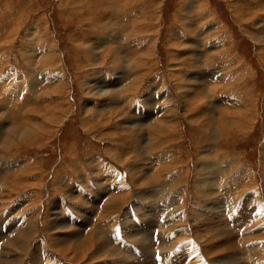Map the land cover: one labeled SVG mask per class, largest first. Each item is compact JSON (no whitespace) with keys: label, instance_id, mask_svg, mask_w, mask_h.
<instances>
[{"label":"rangeland","instance_id":"1","mask_svg":"<svg viewBox=\"0 0 264 264\" xmlns=\"http://www.w3.org/2000/svg\"><path fill=\"white\" fill-rule=\"evenodd\" d=\"M79 1L0 0V115H2L0 131L16 127L26 129L23 127H26L24 122L28 115L42 122L39 114L34 111L39 109L41 111L45 105H56V116L58 115L54 124L48 126L43 123L48 134L35 144L25 145L24 142H17L12 146L0 144V264H12L17 259H19L17 264H76L69 259L73 256L71 252L66 253V250L62 249H72L78 239L80 243L84 242L87 232L103 223L110 227L105 232L108 237L105 242L110 243L109 246L113 248L116 247L114 250L116 252L121 250L118 247L122 246L123 249L125 247L127 251L123 252L134 255L132 259L138 261L137 263L141 262L140 264L146 262L161 264V260L168 254L172 251L173 255L179 253L181 251L179 247L188 243L194 245L198 254H201L202 258L195 264H212L211 259L201 253V249L214 242L213 237L211 241L210 235L216 236L221 233V236L224 234L230 239L237 234L247 235L245 240L247 246H237L238 248L234 247L232 250L233 255H230V259L234 260V263L231 264H264L262 245L264 218H256L258 213L253 211L252 205L248 210L245 207L249 195L261 200L264 206V30H261L262 24L258 23L263 21L264 24V0H81L82 3ZM113 5L118 7L120 21L117 26L114 24L115 27H112L118 31L123 45H132V51L124 52V63L135 58L142 62L140 68H132L135 79L140 83L137 85L138 89L131 94V103L128 105L119 104L120 107L111 105L113 98L102 95L87 98L91 110H87L85 106V111L81 90L83 84L88 82L92 91L105 86L107 89V85L108 89L114 91L124 87L121 86L124 83L120 87L116 84L125 73L122 61L115 63V72H108L111 71L112 58L107 59L103 66L94 65L96 55L109 49L96 43V40L106 37L105 34L108 33L105 19L112 13ZM130 14L134 15L138 30L142 29L137 35L135 29L130 26ZM190 23L191 26L188 28ZM213 24L217 29L210 32L206 41L200 35L201 28L203 25L208 27ZM216 38L220 41L221 48L226 49L221 55L225 59L214 55L207 65L204 63L205 57L199 62L197 56L199 53L201 56L205 50L201 43L195 40L200 42L202 39L207 43L214 42ZM47 50L55 56L52 63L45 65L43 57ZM230 50L233 51L234 58ZM229 58H233L230 61L236 60L231 64L232 69L228 70L229 75L236 71L235 75L246 72V76L241 80L240 77L234 79L233 88L237 96L234 93L221 101L218 95L214 97L212 94L208 95V89L202 82H196L195 78L201 76L204 69L228 66ZM52 74H57L62 79L53 82L49 78ZM100 81H104L105 84ZM243 82H247V89L249 88L252 94V102H249L248 106L255 109L252 108V113L249 114L251 117L248 116L250 121L249 126L246 125L248 131L220 137L216 134L220 126L229 127L226 123L221 124L220 117L224 116L221 112L222 105L244 99L241 92L244 90ZM54 87H57L58 92H54L56 90V88L53 90ZM226 94L228 92L224 95ZM99 103L105 104V107L109 106L107 110L111 112L119 109L117 113L111 114L115 117L109 118ZM97 108L102 109L99 112L105 113L94 114L98 111ZM194 119L200 121L201 125L194 124ZM84 120L89 122L87 127L82 123ZM149 120L153 122L150 123ZM163 121H170L167 126L171 128L161 136L159 134L154 136L156 139L153 144L150 140L152 138L148 136L151 131L148 127L154 125L164 127L166 124ZM147 122L149 125L145 124ZM7 134H4L5 138ZM210 136L213 137L212 140ZM1 140L0 143H4ZM135 148H138V153ZM234 161H238L239 165ZM164 165L169 167V171L173 169L174 171L166 173L164 183L160 181L158 187L151 183L152 176L155 170H161ZM146 167L151 169L148 170ZM213 167L218 169L215 170ZM198 168L201 170L203 168V175L207 173L210 175H204L199 189L201 186L203 188L200 190L195 188ZM126 170L131 172L128 173ZM170 173L182 174L177 179V184L175 180L172 181L175 189L172 191L166 189L165 192L164 185L168 183L166 180L173 175ZM120 194L127 196L125 200H121L122 207L120 209L118 207L117 213L106 217V214L109 215V211L105 213L103 211L106 210V201L121 196ZM28 198L30 199L27 200ZM235 210L240 214H244L243 212L247 215L252 214L251 221L245 225L243 222L240 224L244 227L241 231L229 223L228 226L211 228L208 234L205 233L206 236L202 235L205 239L203 246L199 241L200 236L190 230L198 223L194 217L198 212H216L224 218L232 217ZM167 220L169 225L166 223ZM53 221L56 224H53ZM171 222H174V225L168 227ZM82 230L84 232L81 234ZM32 233L33 238L30 236ZM177 233L182 236L181 242L176 243L175 249H169L171 247L169 244L179 236ZM78 234H81L80 238L77 237ZM125 235H133L135 238L128 240ZM252 247L259 250L250 254ZM7 250H10V253ZM118 259L122 260V257L119 256ZM118 259L109 261L116 262Z\"/></svg>","mask_w":264,"mask_h":264},{"label":"bare ground","instance_id":"2","mask_svg":"<svg viewBox=\"0 0 264 264\" xmlns=\"http://www.w3.org/2000/svg\"><path fill=\"white\" fill-rule=\"evenodd\" d=\"M77 1V0H76ZM128 1V0H127ZM80 3H82L81 2V0L79 1ZM94 6V5H93ZM118 6H120V5H118ZM122 6V5H121ZM232 6V5H231ZM234 6V5H233ZM123 7H125V6H123ZM107 8V7H106ZM109 8H111V7H109ZM118 8V7H117ZM117 8H116V5H113L112 6V8H111V11H112V13L111 14H109V16H107L106 17V27H107V29H108V33H107V35L105 34V36L106 37H104V38H98L97 40H96V43H100V45H103V46H106V47H108L109 49H107V51H100L99 49V51H100V55H96V58H94L95 60H94V65H96V67L97 66H103L105 63H106V61H108L107 59H111V64H112V66H111V71H108V72H115V63H119L120 61H122V66H123V70L125 71V73H124V76L122 77V78H120V80L121 81H118L116 84H118L117 85V87L119 86L120 87V85L122 84V83H124V85H121V86H124V87H121V89L119 88V89H115V91H114V89H108V86L109 85H107V89H106V86L105 87H98L95 91H92V90H90V85H89V83L87 82V83H85V84H83L81 87H82V95L84 96V100H83V106H84V109H85V106H86V109L87 110H91V108H89V106H90V103H89V100L87 99V98H89V97H91V98H94V97H98V96H102V95H104V96H108V97H111L110 99H112V101L110 102L111 103V105H119V104H129V103H131V100H130V96H131V94L133 95V92H134V90L137 88V85L140 83V82H137V79H135V77H134V74H133V69L134 68H140V65L142 66V62H139V61H137V59L135 58V59H133L132 61H130V62H125L124 63V52H127L128 50L129 51H132L131 49H132V45L131 46H129V45H123V42L121 41V37L118 35V31H116L115 30V26H114V24L117 26V24H119V22L118 21H120L119 20V15H118V12H117ZM202 9V8H201ZM205 8H203V10H204ZM97 11H99V10H97ZM94 12V11H93ZM160 12V11H159ZM237 12V11H236ZM87 13V12H86ZM108 13V12H107ZM106 13V14H107ZM200 13V12H199ZM261 13V12H260ZM89 14V13H88ZM93 14V13H92ZM190 14V13H189ZM91 15V14H90ZM114 15V16H113ZM131 15V14H130ZM188 17V16H187ZM131 18H132V20H131ZM200 18V17H199ZM211 18V17H210ZM213 18V17H212ZM254 18H256L255 16H254ZM129 19V18H128ZM243 19V18H242ZM253 19V18H252ZM130 26H132L134 29H135V33H136V35H137V33H139V31L141 32L142 31V29H140V30H138V28H137V26H136V21H135V18H134V15L132 16L131 15V17H130ZM254 20V19H253ZM214 21V20H213ZM118 22V23H117ZM195 22H197V21H195ZM207 22H208V19H207ZM121 23V22H120ZM206 23V22H205ZM258 23H261L262 24V27H263V21H259ZM138 24V23H137ZM198 25V24H197ZM257 25V24H256ZM112 26H114V27H112ZM190 26H191V23H190V25L188 26V28H190ZM193 27V26H192ZM261 27V30H264V28H262ZM202 29V34H200V35H202L201 37H203V39H206V41H207V39L209 38V34H210V32L211 31H213V30H215V29H217V27L213 24V25H211V26H208L207 27V25H203V27L201 28ZM223 29H224V27H223ZM138 31V32H137ZM120 32V31H119ZM135 35V34H134ZM148 36V35H147ZM194 37V36H193ZM139 38V37H138ZM148 38V37H147ZM129 39H130V35H129ZM200 39V38H199ZM232 39V38H231ZM129 41V40H128ZM154 41V40H153ZM195 41H198V43H201V46L204 48V52L202 53V55L200 56V53H199V55L197 56V58H198V60H199V62L201 61V59L203 58V57H205V59H204V63H205V65H207L208 63H210L212 60H211V56H216V55H219V57L226 51V49H225V47L224 48H221L222 46H221V44H220V41L216 38V39H214V42H203V40L201 39V41L199 42V40H195ZM195 41H193L192 40V42H195ZM130 42V41H129ZM143 42V41H142ZM206 43V44H205ZM147 44V43H146ZM153 44V43H152ZM191 45L193 44V43H190ZM33 45V44H32ZM34 46V45H33ZM84 46V45H83ZM88 46V45H87ZM195 46V45H194ZM35 47V46H34ZM126 48V49H125ZM33 49V48H32ZM95 49H97V48H95ZM152 49V48H151ZM34 50H36V49H34ZM33 50V51H34ZM48 50H50V49H48ZM48 50L46 51V52H44L45 53V56L43 57V62H44V64L45 65H47L48 63H52L53 62V60H54V56L52 55L53 53L51 52V53H49L48 52ZM127 50V51H126ZM153 50V49H152ZM151 50V51H152ZM32 51V50H31ZM98 52V51H97ZM121 52H122V54H121ZM230 53H231V56H233V58H234V54H233V51L232 50H230ZM28 54V53H27ZM54 54H55V52H54ZM94 54V53H93ZM97 54V53H96ZM153 54V53H152ZM198 54V53H197ZM58 56V54L56 55V57ZM95 56V55H94ZM125 56H126V54H125ZM224 56H221L220 57V59H222ZM144 58V57H143ZM196 58V57H195ZM233 58H229V60L228 61H230V60H233ZM219 59V60H220ZM224 59H225V57H224ZM149 60V59H148ZM42 61V60H41ZM235 61L236 60H234V61H230V63L228 64V66H225V67H218V68H213V69H204V70H202L201 71V73H202V75L201 76H197V78H195L196 79V82L198 81V82H202V85L205 87V88H207L208 89V95H211L212 94V97H214V95H218L219 97H220V99H221V101L222 100H225V99H227L226 97H231L232 96V94H234L235 93V95L237 96V93H236V90L233 88V85H234V81L238 78V77H240V80H241V78H243L244 76H246V72H243V73H241V72H239V75L237 74V75H235L236 74V71L234 72V74H231V76L229 75V73H228V70H230V69H232V62L233 63H235ZM145 62V61H144ZM203 63V64H204ZM199 65H202L201 63H198ZM145 65V64H144ZM204 66V65H203ZM133 68V69H132ZM142 68V67H141ZM129 69V70H128ZM110 70V69H109ZM241 75V76H240ZM185 76V75H184ZM187 77V76H186ZM49 78H51V80H53V82H58V81H60L61 79H62V77L60 76L59 77V75H57V74H52V77H50L49 76ZM66 78V77H65ZM98 79V78H97ZM190 79V78H189ZM235 79V80H234ZM65 80V79H64ZM63 82V81H62ZM90 82V81H89ZM91 82H93V81H91ZM90 82V83H91ZM101 82V81H100ZM184 82V81H183ZM188 82V81H187ZM32 83V82H31ZM96 83H98V85H101L99 82H96ZM101 83H104L105 84V82L104 81H102ZM244 84H243V86H244V90L242 89L241 90V92H242V95H243V97H244V99L242 100L241 98V100H235V101H233V102H230V100H229V102L230 103H224L223 105H222V110H221V112H223L224 113V116L222 115L220 118H221V124H227L229 127L228 128H225V125H223V126H220V129L219 130H217L216 131V134L218 135V136H220V137H222V136H232V135H237V134H241V133H244L245 132V130H247V128H246V125H248L249 126V122L250 121H248V116H250L251 115V113H252V108L254 109V107H249L248 106V104H249V102H252V98H251V96H252V94H251V91L249 90V88L247 89V87H248V84H247V82H243ZM33 84V83H32ZM56 84V83H55ZM198 84V83H197ZM63 85H64V83H63ZM54 86V85H53ZM112 86V85H111ZM116 86V85H115ZM188 86H190V85H188ZM56 88V90L54 91V92H58V90H57V87H54L53 88V90ZM186 88V87H185ZM201 88V87H200ZM138 89V88H137ZM247 89V90H246ZM94 90V89H93ZM192 91V90H191ZM222 91V92H221ZM54 92H51V93H54ZM198 92V91H197ZM228 92V94H226V96L224 95L225 93H227ZM60 94V93H59ZM197 94V93H196ZM122 95V97H120ZM153 94H151V96H152ZM205 95V94H204ZM228 95V96H227ZM49 96V95H48ZM194 96V95H193ZM206 96V95H205ZM52 97V96H51ZM194 97H196V95L194 96ZM239 97V96H238ZM153 98V97H152ZM190 99L192 98V96L191 97H189ZM229 99V98H228ZM234 99V98H233ZM232 99V100H233ZM118 100H121V102L120 101H118ZM94 101V100H93ZM228 101V100H227ZM200 102V101H199ZM225 102V101H224ZM257 102V101H256ZM57 103V102H56ZM55 103V104H56ZM89 103V104H88ZM220 103V102H219ZM218 103V104H219ZM57 104H59V103H57ZM88 104V105H87ZM100 104V106H101V108L102 109H104V110H106V115H108L109 116V118H113V117H115V115H111V114H113V112H116L117 113V110H119V109H115L116 111H113V112H111L110 110H107L108 109V107L106 106L105 107V104H101V103H99ZM98 104V105H99ZM199 104V103H198ZM220 104H222V103H220ZM219 104V105H220ZM60 105V104H59ZM59 105H58V107H59ZM200 105V104H199ZM173 106V105H172ZM210 106V105H209ZM214 106H216V105H214ZM91 107H92V105H91ZM119 107H120V105H119ZM117 108H118V106H117ZM122 108V107H121ZM125 108V107H124ZM210 108V107H209ZM218 108V107H217ZM82 109H83V107H82ZM86 109H85V111H86ZM98 109V111H96L94 114H96V115H98L99 113H105V112H103V111H101V112H99V110H102V109H99V108H97ZM96 109V110H97ZM126 109V108H125ZM173 109H175V108H173ZM195 108L193 107L192 108V110H194ZM208 109V108H207ZM212 109H210V111H211ZM255 110V109H254ZM33 111V110H32ZM56 105H45L44 106V108H42V110L40 111V109L39 110H37V111H34L35 113H37V114H39V116H40V120L42 121V122H38L37 120H34L32 117H29V115L27 116V118H26V122H24L25 124H26V127H23V128H26V129H24V130H21L19 127H16V128H10L9 130L7 129H2L1 131H0V140L2 139V138H4L3 140H1V142H3L4 141V143H6V144H4V143H0V144H3L4 146L5 145H8V146H12V144H16L17 142L19 143V142H24V144L25 145H31V144H35L37 141H39V140H41L43 137H45V135L46 134H48L47 133V131L45 130V125L43 124V123H46L48 126H50V125H52V124H54L55 123V121H56V119H57V116H56ZM174 111V110H173ZM173 111H172V113H173ZM209 111V112H210ZM33 112V113H34ZM126 112V111H125ZM171 112V111H170ZM212 112V111H211ZM220 112V113H221ZM69 113V112H68ZM118 113L120 114V111H118ZM153 113V112H152ZM222 113V114H223ZM60 114V113H59ZM125 114L126 113H124V116H125ZM129 114V113H128ZM128 114H127V116H128ZM185 114V113H184ZM199 114V113H198ZM210 114V113H209ZM250 114V115H249ZM32 115V114H31ZM122 115H123V113H122ZM254 115V114H253ZM0 116H2V115H0ZM62 116V115H61ZM92 116V115H91ZM112 116V117H111ZM206 116V115H205ZM204 116V117H205ZM107 117V116H106ZM123 117V116H122ZM129 117V116H128ZM137 117V116H136ZM171 117V116H170ZM219 117V116H218ZM251 117V116H250ZM256 117L257 116H255V119H256ZM59 118V117H58ZM103 118V117H102ZM134 118V117H133ZM172 118V117H171ZM195 118V117H194ZM219 118V119H220ZM83 119H84V117H83ZM106 119H108V118H106ZM145 119V118H144ZM150 119V118H149ZM170 119V118H169ZM210 120H211V118H209ZM208 119V120H209ZM250 119V118H249ZM25 120V119H24ZM100 120H103V119H100ZM105 120V119H104ZM159 120V119H158ZM173 120V119H172ZM195 120V119H194ZM257 120V119H256ZM108 121H109V119H108ZM107 121V122H108ZM111 121V120H110ZM126 121V120H125ZM151 120H149L148 122H150ZM160 121V120H159ZM251 121H253V120H251ZM96 122V121H95ZM148 122L147 123H145V124H148ZM151 122H153V121H151ZM150 122V123H151ZM173 122V121H172ZM206 122V121H205ZM218 122V121H217ZM254 122V121H253ZM83 125H84V123H85V125H86V127L88 126V123L89 122H87L86 120H84L83 122ZM136 123V122H135ZM163 123L164 124H166V125H164V127L161 125V126H156L157 124H156V121H155V124L156 125H154V126H150V127H148L149 129H151V131L149 132L150 134L148 135L150 138H152V139H150V140H152L153 141V144H154V141H155V139L156 138H154V136H157L158 134L161 136V134H163V132L165 133V131L167 132V131H169L170 130V126H167L169 123H170V121H166V122H164L163 121ZM193 123L194 124H198V125H201V122L200 121H198V120H195V121H193ZM219 123V122H218ZM58 124V123H57ZM97 124V123H96ZM121 124H123V123H121ZM132 124V123H131ZM174 124V123H173ZM207 123H205V125H206ZM210 124H211V122H210ZM216 124V123H215ZM90 125V124H89ZM94 125V124H93ZM105 125V124H104ZM103 125V126H104ZM108 125V124H107ZM106 125V126H107ZM110 125V124H109ZM127 125H129V124H127ZM149 125V124H148ZM151 125V124H150ZM204 125V124H203ZM253 125V124H252ZM13 126V125H12ZM15 126H16V124H15ZM123 126H124V124H123ZM131 126V125H130ZM142 126V125H141ZM14 127V126H13ZM59 127V126H58ZM122 127V126H121ZM136 127V126H135ZM147 127V126H146ZM173 127V126H172ZM216 127V126H215ZM6 128V127H5ZM22 128V129H23ZM85 128V127H84ZM124 128V127H123ZM142 128H144V127H142ZM148 128L146 129V130H148ZM212 128V127H211ZM113 129V128H112ZM144 130V129H143ZM145 131V130H144ZM204 131V130H203ZM248 131V130H247ZM252 131V130H251ZM53 132V131H52ZM107 132V131H106ZM112 132H113V130H112ZM112 132H110V133H112ZM153 132V133H152ZM174 132V131H173ZM209 132V131H208ZM8 133V134H7ZM137 132H135V134H136ZM172 133V132H171ZM170 133V134H171ZM210 133H211V131H210ZM4 134H7V136H6V138H5V136H4ZM113 134V133H112ZM147 134V133H146ZM215 134V135H216ZM248 134V133H247ZM214 135V136H215ZM110 136V135H109ZM122 136V135H121ZM137 136V135H136ZM160 136H158V137H160ZM163 136V135H162ZM51 137V136H50ZM49 137V138H50ZM125 137H127V136H125ZM132 137V136H131ZM142 137V136H141ZM116 138V137H115ZM128 138H129V136H128ZM163 138V137H162ZM210 138H211V136H210ZM213 138V137H212ZM212 138L210 139V140H212ZM226 138H228V137H226ZM145 139V138H144ZM216 139V138H215ZM218 139V138H217ZM222 139V138H221ZM224 139H225V137H224ZM233 139V138H232ZM232 139H230V140H232ZM229 140V141H230ZM131 141V140H130ZM148 141V140H147ZM151 141V142H152ZM157 141V140H156ZM226 141V140H225ZM137 142V141H136ZM214 142H216V141H214ZM213 142V143H214ZM134 143V142H133ZM212 143V144H213ZM135 144V143H134ZM133 144V145H134ZM4 146H2V147H4ZM17 146V145H16ZM214 146V145H213ZM134 147H135V145H134ZM142 147L144 148V146L142 145ZM151 147V146H150ZM147 148V147H146ZM148 148H149V146H148ZM14 149V148H13ZM70 149V148H69ZM74 149V148H73ZM138 149V148H137ZM137 149L135 148V150L137 151ZM151 149V148H150ZM9 150V149H8ZM106 150V149H105ZM140 150V149H139ZM143 150H145V149H143ZM204 151V150H203ZM210 152H211V150H209ZM213 151V150H212ZM140 152V151H139ZM110 153V152H109ZM137 153H138V151H137ZM146 153H147V151H146ZM208 153V152H207ZM217 153V152H216ZM124 154V153H123ZM125 154H127V153H125ZM221 154V153H220ZM263 154V153H262ZM122 155V154H121ZM146 155V154H145ZM148 155V154H147ZM146 155V156H147ZM208 155V154H207ZM217 155V154H216ZM118 156V155H117ZM143 156V155H142ZM141 156V157H142ZM202 156V155H201ZM212 156V155H211ZM238 156V155H237ZM118 157H121V156H118ZM210 157V156H209ZM214 157V156H213ZM217 157V156H216ZM241 157V156H240ZM124 158V157H123ZM122 158V159H123ZM134 158V157H133ZM138 158V157H137ZM143 158V157H142ZM148 158V157H147ZM150 158V157H149ZM231 158V157H230ZM136 159V158H135ZM214 160L216 159V158H213ZM124 160V159H123ZM130 160V159H129ZM132 160V159H131ZM141 160V159H140ZM139 160V161H140ZM147 160V159H146ZM150 160V159H149ZM218 160V159H217ZM232 160H233V158H232ZM237 160H238V158H237ZM94 161V160H93ZM120 161V160H119ZM125 161H126V159H125ZM124 161V162H125ZM136 161H138L137 159H136ZM145 161V160H144ZM239 161V160H238ZM238 161H234V162H238ZM130 162V161H129ZM132 162V161H131ZM135 162V161H134ZM133 162V163H134ZM162 162H163V159H162ZM203 162V161H202ZM214 162V161H213ZM222 162V161H221ZM122 163V162H121ZM120 163V164H121ZM139 163V162H138ZM141 163V162H140ZM165 163V162H164ZM210 163H211V161H210ZM19 164H20V162H19ZM92 164V163H91ZM143 164V163H142ZM167 164V163H166ZM207 164V163H206ZM209 164V163H208ZM207 164V165H208ZM238 165H239V163H237ZM21 165V164H20ZM90 165V164H89ZM173 165V164H172ZM202 165V164H201ZM200 165V166H201ZM207 165H205V166H207ZM211 165V164H210ZM222 165V164H221ZM130 166V165H129ZM129 166H127L128 168H129ZM135 166H137L136 164H135ZM134 166V167H135ZM144 166V165H143ZM174 166V165H173ZM217 166V165H216ZM90 167V166H89ZM125 167V166H124ZM140 167V166H139ZM157 167V166H156ZM162 167V166H161ZM199 167V166H198ZM234 167V166H233ZM148 170L149 169H151V167L150 168H148V167H146ZM155 168V167H154ZM170 168H173V167H170ZM210 168V167H209ZM208 168V169H209ZM214 168V167H213ZM216 168V167H215ZM214 168V169H215ZM232 167H230V169H231ZM247 168V167H246ZM132 169V168H131ZM134 169H136V168H134ZM133 169V170H134ZM207 169V167H205V169L204 170H206ZM213 169V170H214ZM216 169H218V168H216ZM215 169V170H216ZM223 169V168H222ZM74 170H76V169H74ZM78 170V169H77ZM76 170V171H77ZM137 170V169H136ZM136 170H134V171H136ZM202 170H203V168H202ZM202 170L201 169H199L198 168V172H197V178H196V180H195V184H196V186H195V188H196V190H200V189H202L203 188V186H201V188L199 189V187H200V184L203 182V179H204V175H203V173H202ZM212 170V169H211ZM214 170V171H215ZM220 170V169H219ZM89 171H91V170H89ZM128 173L129 172H131V170L129 171V170H126ZM144 171V170H143ZM153 171V170H152ZM151 171V172H152ZM173 171H174V169H173ZM172 170H170L169 171V167H167V166H163L162 168H161V170H159L158 171V169L157 170H155L154 171V175L152 176L153 178H152V181H151V183H153V184H155V185H157L158 187H159V183H164L163 182V178H164V176L166 175V173H168V172H173ZM230 171V170H229ZM232 171H235V170H232ZM231 171V172H232ZM242 171V170H241ZM29 172V171H28ZM140 172V171H139ZM139 172H137L138 174H139ZM144 172H146V171H144ZM150 172V171H149ZM149 172H147L148 174H149ZM207 172H209V171H207ZM206 172V173H207ZM221 172H223V171H221ZM226 172H228V171H226ZM236 172H237V170H236ZM99 173V172H98ZM136 173V172H135ZM141 173V172H140ZM205 173V172H204ZM218 173V172H217ZM220 173V172H219ZM225 173V172H224ZM245 173V172H244ZM95 174V173H94ZM127 174V173H126ZM151 174V173H150ZM153 174V173H152ZM170 174H173L171 177H169V179H167L166 181L168 182V183H166L165 185H164V191L166 192L167 190H169V191H172L173 189H175V186H174V182H172V181H174L175 180V183L177 184V182L176 181H178L177 179H179V176H181V174L182 173H177V174H175V173H170ZM214 174V173H213ZM216 174V173H215ZM221 174V173H220ZM22 175H24V174H22ZM74 175H76V174H74ZM135 175V174H134ZM141 175V174H140ZM207 175H208V173H207ZM207 175H205V176H207ZM226 175V174H225ZM93 176V175H92ZM132 176V175H131ZM208 176H210V175H208ZM212 176V175H211ZM218 176H219V174H218ZM66 177V176H65ZM95 177V176H94ZM97 177V176H96ZM95 177V178H96ZM167 177V176H166ZM217 177V176H216ZM224 177V176H223ZM149 178V177H148ZM64 179V178H63ZM94 179V178H93ZM216 179H218V178H216ZM241 179V178H240ZM66 180V179H65ZM69 180V179H68ZM113 180H114V178H113ZM228 180H229V178H228ZM18 181V180H17ZM97 181V180H96ZM105 181V180H104ZM148 181V180H147ZM161 181V182H160ZM213 181V180H212ZM27 182V181H26ZM25 182V184H27ZM79 182V181H78ZM136 182H138V180H136ZM136 182H135V185H136ZM205 182H206V180H205ZM208 182V181H207ZM214 182V181H213ZM11 183V182H10ZM17 183H19V182H17ZM21 183V182H20ZM19 183V184H20ZM66 183V182H65ZM80 183V182H79ZM88 183V182H87ZM209 183V182H208ZM30 184H32V183H30ZM98 184V183H97ZM23 185H24V183H23ZM67 185H68V183H67ZM100 185V184H99ZM105 185V184H104ZM140 185V184H139ZM205 185V184H204ZM208 185V184H207ZM206 185V186H207ZM213 185H214V183H213ZM212 185V186H213ZM101 186V185H100ZM116 186V185H115ZM136 186H138V185H136ZM210 186V185H209ZM220 186V185H219ZM63 187V186H62ZM157 187V188H158ZM215 187V186H214ZM218 187V186H217ZM59 188H61L60 186H59ZM237 188H238V186H237ZM62 189V188H61ZM85 189V188H84ZM146 189V188H145ZM160 189V188H159ZM167 189V190H166ZM209 189V188H208ZM207 189V190H208ZM44 190V189H43ZM72 190V189H71ZM98 190V189H97ZM117 190V189H116ZM137 190V189H136ZM163 190V189H162ZM216 190H218V189H216ZM2 191V190H1ZM4 191V190H3ZM52 191V190H51ZM126 191V190H125ZM203 191V190H202ZM214 191V190H213ZM234 191V190H233ZM104 192V191H103ZM122 192V191H121ZM127 192V191H126ZM154 193H155V191H153ZM162 192V191H161ZM196 192V191H195ZM194 192V193H195ZM200 192V191H199ZM102 193V192H101ZM30 194V193H29ZM105 194V193H104ZM110 194V193H109ZM145 194V193H144ZM148 194V193H147ZM152 194V193H151ZM98 195V194H97ZM96 195V196H97ZM101 195V194H100ZM106 195V194H105ZM121 196H115V197H113L114 199H112V198H109V201H106V205H105V207H106V210H104L103 209V211H104V213L106 212V211H109V215L108 214H106V217L108 216V217H110L113 213H117L118 211H116L117 209H118V207H119V209H120V207H122V206H120V203H121V200H125V198L127 197V196H125V194H120ZM123 195V196H122ZM137 195V194H136ZM211 195V194H210ZM232 195V194H231ZM140 196H141V194H140ZM145 196V195H144ZM227 196V195H226ZM229 196V195H228ZM233 196V195H232ZM236 196V195H235ZM105 198V197H104ZM103 198V199H104ZM196 197H194V199H195ZM207 198V197H206ZM214 198V197H213ZM30 198H28L27 200H29ZM94 199H95V197H94ZM99 199V198H98ZM136 199V198H135ZM198 199V198H197ZM71 200V199H70ZM102 200V199H101ZM210 200V199H209ZM60 201V200H59ZM75 201V200H74ZM88 201V200H87ZM86 201V202H87ZM103 201V200H102ZM145 201V200H144ZM192 201H194V200H192ZM213 201V200H212ZM30 202V201H29ZM80 202V201H79ZM78 202V203H79ZM234 202V201H233ZM237 202V201H236ZM239 202H241L240 200H239ZM74 203V202H73ZM102 203V202H101ZM139 203H140V201H139ZM214 203V202H213ZM245 203V202H244ZM85 205H86V203H84ZM88 204V203H87ZM90 204V203H89ZM215 204V203H214ZM211 205H213V204H211ZM230 205H232V203L230 204ZM241 205V204H240ZM251 205L253 206V211L254 212H257L258 213V217H256V218H264V213H262V212H264V206H263V203L261 202V200H259V199H255V196L254 195H249L248 197H247V201H246V204H245V207H246V209L248 210L249 209V207H251ZM25 206H26V204H25ZM62 206V205H61ZM88 206V205H87ZM205 206V205H204ZM102 207V206H101ZM140 207V206H139ZM103 208V207H102ZM52 209V208H51ZM99 209H100V207H99ZM214 209V208H213ZM245 209V210H246ZM54 210V209H53ZM238 210V209H237ZM258 210V211H257ZM196 211V210H195ZM207 211V210H206ZM206 211H202V213L201 212H198V213H196L195 214V219H196V221H198V223L196 224V225H194L193 227H191V231H193L192 233H197L199 236H200V239H199V241H201L200 243L203 245V241L205 240L203 237H202V235L203 234H208V230L209 229H211V228H217L218 226H228V223H229V225H231L232 227H234L235 229H238V230H242L244 227H242V225H240L242 222V224H246L248 221H251V215H247V214H245V212H243L244 214H240L239 212H237L236 210L234 211V214L232 215V217H224V218H222V215H220V214H216V212L215 213H210L209 211L208 212H206ZM213 211V210H212ZM251 212H252V209L250 210ZM149 212V211H148ZM249 212V211H248ZM251 212H249V213H251ZM253 212V213H254ZM55 213V212H54ZM102 213V212H101ZM108 213V212H107ZM144 213V212H143ZM186 213V212H185ZM195 213V212H194ZM53 214V213H52ZM153 214V213H152ZM51 215V214H50ZM187 215V214H186ZM262 215V216H261ZM53 216V215H52ZM59 216V215H58ZM120 216V215H119ZM191 216V215H190ZM189 216V217H190ZM36 217H37V214H36ZM35 217V218H36ZM176 217V216H175ZM186 217V216H185ZM254 217V216H253ZM56 218H57V216H56ZM144 218V217H143ZM177 218V217H176ZM188 218V217H187ZM91 219V218H90ZM103 219H104V217H103ZM2 220V219H1ZM113 220V219H112ZM147 220V219H146ZM169 220V219H168ZM168 220L166 221V223L169 225V222H168ZM193 220V219H192ZM192 220H190V221H192ZM247 220V221H246ZM36 221V220H35ZM84 221V220H83ZM127 221H129V220H127ZM145 220H143V222H144ZM188 221V220H187ZM231 221H232V224H230L231 223ZM37 222H38V220H37ZM141 222V221H140ZM49 223V222H48ZM55 222L53 221V224H54ZM117 223H119V221L117 222ZM126 223V222H125ZM124 223V219H123V224H125ZM172 223V222H171ZM195 223V222H194ZM39 224V223H38ZM56 224V223H55ZM63 224V223H62ZM147 224V223H146ZM42 225V224H41ZM140 225H141V223H140ZM174 225V222L172 223V224H170V226H168V227H171V226H173ZM109 226V225H108ZM107 226V223H103V224H101V225H99L98 224V226H96V228H93L92 230H90L89 232H87V235H85L86 237H85V240H84V242H82V243H80L79 242V240L80 239H78L77 240V243L76 244H74L75 245V247H72V249L71 248H64V249H62V250H66V253H69V252H71V254L74 256L75 255V253H76V255L74 256V258L75 259H73L72 257L71 258H69L73 263H76V264H83L84 262H85V264H89L88 262H94L93 264H140V263H137L138 261H136L135 262V260L134 259H132L133 258V256L134 255H130V254H127L126 252L124 253L123 252V250H126L125 249V247H124V249L122 248V246L121 247H118V248H121V250H118L117 252L116 251H114L115 250V248H113V246H109V244H107V242H105L106 241V239L108 238V237H106L107 236V234L105 233L106 231H107V229L108 228H110V227H108ZM111 226V225H110ZM124 226V225H123ZM127 226V225H126ZM51 227H52V225H51ZM121 227V226H120ZM133 227V226H132ZM134 227H136V226H134ZM149 227V226H148ZM152 227V226H151ZM150 227V228H151ZM190 227V226H189ZM188 227V228H189ZM36 228V227H35ZM125 228V227H124ZM127 228V227H126ZM140 228V227H139ZM165 228H166V226H165ZM37 229H39V228H37ZM78 229V228H77ZM81 229V228H80ZM79 229V230H80ZM127 229H129V228H127ZM169 229V228H168ZM256 229V228H255ZM4 230V229H3ZM72 230H73V228H72ZM141 230V229H140ZM139 230V231H140ZM170 230V229H169ZM232 230H234V229H232ZM248 230V229H247ZM263 230V229H262ZM35 231V230H34ZM58 231V230H57ZM65 231H67L66 230V228H65ZM127 231V230H126ZM132 231V230H131ZM151 231V230H150ZM153 231V230H152ZM151 231V232H152ZM217 231V230H216ZM245 231V230H244ZM264 231V230H263ZM25 232V231H24ZM23 232V233H24ZM60 232V231H59ZM70 232V231H69ZM84 232V230H82L81 231V234ZM122 232V231H121ZM165 232V231H164ZM164 232H162V233H164ZM234 232V231H233ZM64 233V232H63ZM71 233V232H70ZM80 233V232H79ZM108 233V232H107ZM136 233V232H135ZM139 233V232H138ZM145 233H146V231H145ZM161 233V234H162ZM189 233V232H188ZM246 233V232H245ZM257 233H259V232H257ZM26 234V233H25ZM34 233H32V235L30 234V236H31V238H33L34 237V235H33ZM81 234H78L77 235V237H79ZM111 234V233H110ZM142 234H143V232H142ZM141 234V235H142ZM152 234V233H151ZM176 234V233H175ZM178 234V233H177ZM189 234H191V233H189ZM206 234L204 235V236H206ZM210 234H214V233H210ZM222 234V233H221ZM221 234H217L216 236L215 235H210L211 236V241H212V237L214 238L213 240H214V242H212V244L211 245H208L207 243V245L209 246H207V247H205L204 245V248L203 249H201L202 250V254L204 255V257H206V258H209V260L211 259V263L212 264H231V263H234L233 261H231V259H230V255L232 254V250L234 249V247H237V246H243L244 245V247L245 246H247L246 245V243H245V240H247V235L245 234V235H239V234H237V235H235V237L233 238V239H230V237H228L227 235H222L221 236ZM249 234H251V232H249ZM260 234H262V232L260 233ZM19 235V234H18ZM24 235V234H23ZM27 235V234H26ZM72 236H75L74 234H71ZM160 235V234H159ZM168 235V234H167ZM166 235V236H167ZM179 236H176L175 237V239H174V242L172 243V244H169V245H171V247L169 248V249H175L177 246H176V243L177 242H181V239H182V236L180 235V234H178ZM220 235V236H219ZM257 235H259V234H257ZM256 235V236H257ZM5 236V235H4ZM123 236H124V234H123ZM139 236V235H138ZM147 236V235H146ZM190 236V235H189ZM196 236V235H195ZM1 237V236H0ZM76 237V238H77ZM101 237H103V239H105V240H101ZM125 237H126V239H134L133 238V235H125ZM145 237V236H144ZM152 237V236H151ZM197 237V236H196ZM252 237H254L253 235H252ZM71 238V237H70ZM80 238V237H79ZM139 238V237H138ZM166 238V237H165ZM22 239V238H21ZM65 239V238H64ZM196 239V238H195ZM250 239V238H249ZM254 239H256V237L254 238ZM260 239H262L261 237H260ZM264 239V238H263ZM35 240V239H34ZM57 240V239H56ZM69 240V239H68ZM73 240V239H72ZM142 240H144V239H142ZM151 240V239H150ZM253 240V239H252ZM258 240V239H257ZM61 241V240H60ZM103 241L104 242V244H102L101 245V242ZM109 241H110V239H109ZM127 241V240H126ZM131 241V240H130ZM173 241V240H172ZM196 241V240H195ZM249 241H251V240H249ZM21 242L22 241H20V244H21ZM27 242V241H26ZM29 242V241H28ZM35 242V241H34ZM70 242H74V241H70ZM113 242V241H112ZM111 242V243H112ZM150 242V241H149ZM152 242V241H151ZM255 242V241H254ZM25 243V242H24ZM33 243V242H32ZM58 243V242H57ZM56 243V244H57ZM100 243V244H99ZM114 243V242H113ZM120 243H122V242H120ZM133 243V242H132ZM136 243V242H135ZM141 243V242H140ZM143 243V242H142ZM250 243V242H249ZM263 243V242H262ZM49 244V243H48ZM193 244H194V242H193ZM200 244V245H201ZM205 244V245H206ZM210 244V243H209ZM247 244H248V242H247ZM253 244V243H252ZM58 245V244H57ZM114 245V244H113ZM115 245H116V243H115ZM144 245V244H143ZM149 245V244H148ZM148 245H146V246H148ZM151 245V244H150ZM149 245V246H150ZM198 245V244H197ZM254 245V244H253ZM263 246H264V244H262ZM10 246V245H9ZM11 246H13V245H11ZM24 246V244L21 246V247H23ZM60 246V245H59ZM71 246V245H70ZM145 246V247H146ZM148 246V247H149ZM249 246V245H248ZM251 246V245H250ZM256 246V245H255ZM37 247H39V246H37ZM65 247H66V245H65ZM160 247V246H159ZM162 247V246H161ZM198 247H200V246H198ZM25 248V247H24ZM23 248V249H24ZM63 248V247H62ZM95 248H97V250H94ZM181 248V249H180ZM238 248V247H237ZM1 249V248H0ZM14 249V248H13ZM18 249V248H17ZM20 249H22V248H20ZM134 249V248H133ZM168 249V250H169ZM179 249L181 250L179 253H176V254H174L173 255V251H172V253L171 254H168V256L165 258V259H162L161 260V264H195L197 261H199L200 260V258H202L201 257V254L199 255L198 254V250L196 251V248H195V246L194 245H192L191 243H190V245H189V243L188 244H185V245H181L180 247H179ZM241 249V248H240ZM246 249V248H245ZM37 250V249H36ZM40 250V249H39ZM136 250H138V249H136ZM148 250V249H147ZM150 250V249H149ZM165 250V249H164ZM243 250H244V248H243ZM255 250H259V248H257V247H252L251 248V250H250V254H253V252L255 251ZM264 250V249H263ZM127 251V250H126ZM133 251H135V250H133ZM140 251V250H139ZM200 251V250H199ZM262 250H260V252H261ZM7 252L8 253H10V250H7ZM58 252V251H57ZM138 252V251H137ZM158 252V251H157ZM176 252H178V250L176 251ZM239 252V251H238ZM13 253H14V251H13ZM41 253V252H40ZM62 253H64L63 251H62ZM161 253H162V251H161ZM170 253V252H169ZM187 253H188V255H187ZM247 253V252H246ZM255 253V252H254ZM262 253V252H261ZM4 254V253H3ZM44 254V253H43ZM133 254V253H132ZM136 254V253H135ZM9 255V254H8ZM50 255V254H49ZM70 255V254H69ZM163 255V254H162ZM187 255V256H186ZM233 255V254H232ZM236 255V254H235ZM244 255V254H243ZM5 256V255H4ZM4 256H3V258H4ZM67 256V255H66ZM119 256H121L122 257V260H120V259H118V257ZM257 256V255H256ZM2 257V256H1ZM41 257V256H40ZM49 257V256H48ZM69 257V256H68ZM251 257V256H250ZM260 257V256H259ZM35 258V257H34ZM37 258V257H36ZM42 258V257H41ZM114 258H117L118 260L116 261V262H110L109 260H113ZM138 258V257H137ZM149 258V257H148ZM154 257H152V259H153ZM257 258V257H256ZM261 258H263V257H261ZM47 259V258H46ZM78 259H83V260H85V261H80V260H78ZM135 259H136V257H135ZM159 259V258H158ZM242 259V258H241ZM3 260V259H2ZM13 260V259H12ZM35 260V259H34ZM68 260V259H67ZM107 260V261H106ZM137 260V259H136ZM140 260V259H139ZM150 260H151V257H150ZM251 260V259H250ZM18 261H19V259H17L16 261H14V263H12V264H17L18 263ZM31 261V260H30ZM201 261H203V259L201 260ZM207 261H208V259H207ZM257 261V260H256ZM32 262H34V261H32ZM83 262V263H82ZM162 262H166V263H162ZM143 263V262H142ZM253 263V262H252ZM258 263H262V262H258ZM144 264H155L154 262H146V263H144ZM254 264H256V263H254Z\"/></svg>","mask_w":264,"mask_h":264}]
</instances>
